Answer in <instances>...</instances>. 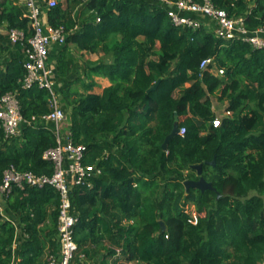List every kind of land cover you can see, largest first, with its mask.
<instances>
[{"label":"trees","instance_id":"1","mask_svg":"<svg viewBox=\"0 0 264 264\" xmlns=\"http://www.w3.org/2000/svg\"><path fill=\"white\" fill-rule=\"evenodd\" d=\"M57 1L46 11L52 26L69 31L57 46L56 90L67 114L61 132L85 144V162L102 169L91 185L72 189L79 253L88 264L111 257L113 264H264V50L223 38L214 26L176 25L171 5L158 0ZM211 1L246 17L249 28L264 24V0ZM27 10L24 0L0 2V27L23 29L27 40L34 32ZM11 43L0 35V98L17 93L27 122L6 138L0 120V184L11 165L52 174L43 154L57 144L53 123L32 121L50 112V92L23 87L24 46L16 43L22 56L7 60ZM71 43L103 55L82 73ZM96 77L110 81L101 92L93 91ZM217 94L230 114L215 111ZM177 120L186 132L165 149ZM197 164L214 189L188 193L185 181L200 178ZM1 201L0 264H47L59 249L58 191L15 186Z\"/></svg>","mask_w":264,"mask_h":264},{"label":"built area","instance_id":"2","mask_svg":"<svg viewBox=\"0 0 264 264\" xmlns=\"http://www.w3.org/2000/svg\"><path fill=\"white\" fill-rule=\"evenodd\" d=\"M88 1V0H85ZM171 5L169 15L176 25H189L200 28L202 26L215 27L217 34L226 39H240L250 43L253 47L264 50V24L249 28L244 16H230L225 9L218 8L211 0L197 2L195 0H158ZM28 10L24 16L30 18L34 32L26 40L23 29H9V37L13 43L22 44L24 52V68L26 74L22 79L24 88L38 85L50 92V112L40 117L33 116L32 121L53 123L57 136V144L47 149L43 157L54 165L52 174H38L30 170H19L11 165L4 171L0 184V214L3 216L2 199L8 196L15 186L43 188L51 186L60 195L58 237L59 249L47 257V264H88L86 256L79 253V244L75 238V227L79 215L72 205V189L76 185H91V179L102 174V169L93 163H86L87 146L74 142L70 131L61 132L67 117L59 93L56 90V68L51 61V50L55 45L62 46L67 42L69 31L64 25L52 26L48 21L47 11L57 5V0H24ZM188 12L195 13L202 18H193ZM204 18V19H203ZM26 40V41H25ZM213 61L212 58L201 62L205 69ZM216 74H224V69L216 68ZM0 120L4 128L5 137L19 136L24 118L17 93L8 92L0 98ZM220 124V119L214 120V126ZM186 128L180 129L184 135ZM16 244V243H15ZM15 246V245H14ZM117 256L121 254L117 249Z\"/></svg>","mask_w":264,"mask_h":264},{"label":"crops","instance_id":"3","mask_svg":"<svg viewBox=\"0 0 264 264\" xmlns=\"http://www.w3.org/2000/svg\"><path fill=\"white\" fill-rule=\"evenodd\" d=\"M77 19H78L79 23H78V26L76 28H78L80 30L82 27V23H81L82 19L81 18H77ZM8 34H9L8 29H4L3 27H0V35L8 36ZM70 45L72 47L73 55L75 56V59H76V64L80 68V72H82V70L84 69L83 66L85 65L86 61L97 60L100 57H102V55H103V52H87L85 50L79 51V50L75 49L73 43H71ZM57 46L58 45H55L53 47V49L51 50V61H52V64L55 66L56 69H57V58H58V54L60 53L59 51L61 49L60 47H57ZM12 56H22V48L19 45H16L14 43H11V48L9 49V51L6 52L5 59L7 58V60H9L10 57H12ZM96 79L97 80L101 79L98 81L100 82V84L103 85V88L110 84L109 79L106 77H96ZM17 243H18V240L16 241L15 247L17 246Z\"/></svg>","mask_w":264,"mask_h":264},{"label":"water","instance_id":"4","mask_svg":"<svg viewBox=\"0 0 264 264\" xmlns=\"http://www.w3.org/2000/svg\"><path fill=\"white\" fill-rule=\"evenodd\" d=\"M159 82H157L156 84H154L149 91H152L154 89H156L158 87ZM180 131L179 128V123L178 120L175 122L174 128L172 130V132L170 134L167 135L163 147L165 149L168 148V143L170 141V139H172L173 137H175ZM212 164H215V160H213L212 162H209ZM194 169L198 170V175L200 176L199 179H188L185 181V186L187 188V192H190L191 188H198L201 189L202 191H205L207 189H214L213 183L211 181H208L203 175H202V164H197V165H193ZM222 196L221 193H218V198H220ZM163 225V229H165V225L163 222H161Z\"/></svg>","mask_w":264,"mask_h":264},{"label":"rangeland","instance_id":"5","mask_svg":"<svg viewBox=\"0 0 264 264\" xmlns=\"http://www.w3.org/2000/svg\"><path fill=\"white\" fill-rule=\"evenodd\" d=\"M0 2L1 3H8V0H0ZM76 16L78 17V12H77ZM98 80H101V79H98ZM74 86L77 87L79 90H84L80 83H76ZM102 88H103V85L101 84L100 87L99 86L94 87L93 91L101 92ZM226 104H227L226 101H220L218 99V94L214 97V109L218 114H220V115L230 114L229 112L226 111ZM187 210L195 216L196 213H195L194 204H192L191 202H188L187 203ZM120 262L126 263L124 260H121ZM89 264H99V261L89 262ZM108 264H113V258L112 257L109 258ZM128 264H136V263H128ZM261 264H263V263H261Z\"/></svg>","mask_w":264,"mask_h":264}]
</instances>
